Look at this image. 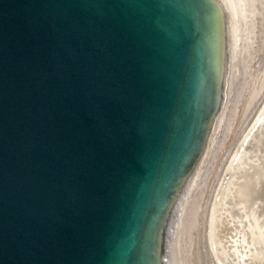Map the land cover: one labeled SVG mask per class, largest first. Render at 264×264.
Segmentation results:
<instances>
[{"label":"water","instance_id":"obj_1","mask_svg":"<svg viewBox=\"0 0 264 264\" xmlns=\"http://www.w3.org/2000/svg\"><path fill=\"white\" fill-rule=\"evenodd\" d=\"M209 0H0V264H155L213 115Z\"/></svg>","mask_w":264,"mask_h":264},{"label":"bare ground","instance_id":"obj_2","mask_svg":"<svg viewBox=\"0 0 264 264\" xmlns=\"http://www.w3.org/2000/svg\"><path fill=\"white\" fill-rule=\"evenodd\" d=\"M213 115L155 264H264V0H209Z\"/></svg>","mask_w":264,"mask_h":264}]
</instances>
